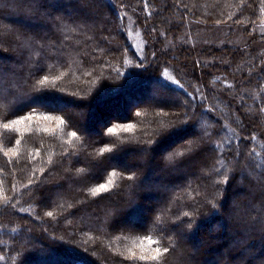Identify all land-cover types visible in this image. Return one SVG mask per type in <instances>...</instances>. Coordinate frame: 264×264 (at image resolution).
<instances>
[{
  "label": "trees",
  "instance_id": "obj_1",
  "mask_svg": "<svg viewBox=\"0 0 264 264\" xmlns=\"http://www.w3.org/2000/svg\"><path fill=\"white\" fill-rule=\"evenodd\" d=\"M163 1L0 0V264H264V53L235 75L242 48L163 47L175 1L249 35L264 0Z\"/></svg>",
  "mask_w": 264,
  "mask_h": 264
},
{
  "label": "rangeland",
  "instance_id": "obj_2",
  "mask_svg": "<svg viewBox=\"0 0 264 264\" xmlns=\"http://www.w3.org/2000/svg\"><path fill=\"white\" fill-rule=\"evenodd\" d=\"M160 1H161V4L163 6H165L166 2H164L163 0H160ZM165 8H164V10H165ZM167 12H168L167 16H168L169 20L180 19V15H181L183 18V22H184L185 26H184L183 30L181 31V34L179 36H177L178 39H175L174 37L170 38V36L168 34L166 37H164V46H163L164 48H168L167 45H169V44L171 47L173 46V48H176V44H184L185 46H188L190 48H193L194 46L196 47V46L205 45V46H210V47H214L217 49V48H220L221 46H224L225 44L229 45V47H232V48H237V47L240 49L242 48L243 53H244V58L242 59V63L236 64L235 66H232V70H233V73L235 75H238L243 67L246 69H249L252 72L255 61L259 57H261V55L264 53V22L258 24L255 27V32L251 31V33L249 35H247L248 33H245L242 30L241 25L234 26L232 24L227 23V24H222V25H218V26L212 24V26H211L209 24L193 22L192 19L188 15L185 16L186 13L184 14L183 11L179 8V6L176 5V1H175L174 5L167 7ZM209 23L211 24L212 22L210 21ZM164 27H166L165 24L155 26V31L156 32L161 31L162 29H164ZM142 36H143V34L140 31V29L135 27L132 23H130L129 37H130V39H131V41H132V43H133V45H134V47H135V49L139 55L142 54L143 49H144V45H145V40L143 38L144 36L143 37ZM259 37H261V38L263 37V38L258 40L257 38H259ZM259 41H261V42H259ZM255 42L256 43L258 42V44L262 45L260 48V51L258 50L257 55H255V54L253 55L250 53L251 49H253V47L255 46ZM207 61L209 62L210 59ZM173 66H175V65H173ZM249 74L250 73L247 71V75H249ZM165 75L167 76V78L169 80H171L172 82H174L177 85H181L180 82L177 80V78H180V77L183 79L185 85H190V84H188V82H189L188 78H185L188 76V74L186 72H184L183 70H181L177 66H176V69L171 67V66L168 67L165 70ZM213 80H211L209 83L211 86L216 88V86H215L216 82L214 83ZM247 95H248L247 92H244L242 94V96L240 95L238 97L239 102H237V104L243 103L244 99L247 97ZM222 104H224V103L222 102ZM113 105H114V109H115L116 104L115 103L111 104V106H113ZM225 107H226L225 109H227L226 105H225ZM131 108H132V106H131ZM215 109H217L218 111L223 112V113L226 111L225 109H221L218 106L215 107ZM103 110L105 111L106 109H103ZM243 112L245 114L251 115L254 111L250 105H247V107L243 109ZM233 115H234V121L239 122V117L236 116L235 114H233ZM239 115H240V113H239ZM18 121H20V120H18ZM23 125L24 124L22 122H19V123L13 124V127L18 129L19 128L18 126L22 127ZM225 132H226V134H228L227 130ZM226 137L229 138V134H228V136L226 135ZM258 166L259 165H255V168H257ZM132 246L133 247H130L129 249L125 250L124 252H126L128 254L131 253L132 255L139 256L140 258H146V259L151 258V257L156 255L155 251L153 249H151V250L147 249L148 246L150 247V244L147 241L146 242L145 241L144 242L138 241L137 243L133 244Z\"/></svg>",
  "mask_w": 264,
  "mask_h": 264
},
{
  "label": "snow or ice",
  "instance_id": "obj_3",
  "mask_svg": "<svg viewBox=\"0 0 264 264\" xmlns=\"http://www.w3.org/2000/svg\"><path fill=\"white\" fill-rule=\"evenodd\" d=\"M47 83H48V79H47V77L45 76L44 79H38V80L36 81V83L33 85V87H40V86H43V85H45V84H47ZM261 111L264 112V108H262ZM28 118H29V117H24V119H28ZM19 122H22V120H21V121H14V123H19ZM60 123L63 124L64 121H63V120H60ZM4 127H5V128H8V127H9V124L5 123V124H4ZM128 128H131V125H128ZM72 135L75 136L76 133L73 132ZM253 139H255V137H253ZM218 147H219V146H217V148H218ZM191 150H192L191 141H189V142H188V145H187V147L184 149V151L179 152L178 155H183L184 152H186V151H191ZM102 151L107 152V151H109V149L104 148V149H102ZM78 171H79V170H78ZM128 178L131 179V177H128ZM217 182H218V183H220V182H226V178H225L224 181H217ZM109 183H110V182H109ZM104 191H107V187H106V185H103V184H102L101 186L96 187L95 189L92 190V195L95 196V195H97V194H99V193H101V192H104ZM213 207H215V204H213ZM46 214H47L48 216H52V212H47ZM184 215L187 216V215H189V214H188V213H184ZM157 219H159V217H157ZM150 243H154V242H153V241H150ZM156 251H157L158 255L152 257V259L157 260V261L159 262V255H163V253H167V252L169 251V249H168L167 247L164 248V249H163V253H161V251H160L159 248H157ZM0 259H3V257H0Z\"/></svg>",
  "mask_w": 264,
  "mask_h": 264
}]
</instances>
